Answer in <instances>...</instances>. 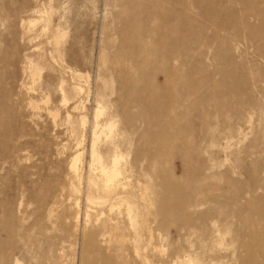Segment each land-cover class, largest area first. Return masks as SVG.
<instances>
[{"label": "rangeland", "instance_id": "rangeland-1", "mask_svg": "<svg viewBox=\"0 0 264 264\" xmlns=\"http://www.w3.org/2000/svg\"><path fill=\"white\" fill-rule=\"evenodd\" d=\"M174 7L187 21L154 45ZM166 66L175 101L190 95L155 165L124 101ZM196 166L209 186L183 205L195 216L160 218L181 205L159 182ZM263 215L264 0H0V264H264V238L237 233Z\"/></svg>", "mask_w": 264, "mask_h": 264}, {"label": "bare ground", "instance_id": "bare-ground-1", "mask_svg": "<svg viewBox=\"0 0 264 264\" xmlns=\"http://www.w3.org/2000/svg\"><path fill=\"white\" fill-rule=\"evenodd\" d=\"M175 8L176 7H174V10H175L174 14H172L170 16H167L166 14L161 13V14L157 15V18L153 19V16L151 14H146L147 18L153 19L154 22L157 24V27L155 26V28H153L152 32H151V36H152V40L154 42V45L166 44V43L171 44L172 41L174 40V39H172V37L174 35V29H175L174 22H176L177 20H180L182 23H185L187 21L186 15L184 13H181L180 11L176 10ZM161 25H163V28ZM144 35H145V33H144ZM147 45H148V47H146V51L144 53H142V55H144V56H147L149 53L147 48H150V47H149V44H147ZM155 48L156 47H154V49ZM165 53H166V55H165V61H166V59L170 58L171 56L177 57L178 49L175 52L173 50L172 51L168 50ZM182 54L186 55V52L182 51ZM176 72L177 71H176V68L174 66H172V67L166 66L165 78L163 79L161 87L158 89L154 88L152 86V84L150 82V78H146L147 80L143 81L139 77H136L135 79H133L131 81V84L129 86V92L134 93L135 91H137V93H139V97H133L129 101H127V100L124 101V104L126 107H128L130 105H134L135 107H137L141 110V113L139 115H137L135 119L136 120L141 119V120H143V122H145V125H146L145 130L146 131L143 134H144V137H146L147 141L149 143H151L153 146L151 148L152 151L149 152L150 153L149 156L151 158V161H153L155 163V165L159 164L158 160L160 158L162 159V157H165L174 151V144L178 140V135L175 131L176 130L175 125H176V120L179 118L177 116L176 111H175L176 105H177V103H180L183 106H187V102H185V101H187V98L190 95V89L182 90L181 95H183V97H180V98L176 99V101H175L171 85H172V81L174 83V79L178 75V74H176ZM165 133L166 134L169 133L170 136L168 137ZM173 133L175 134V136H173ZM163 134H165L166 137H164ZM185 140L189 141V140H191V138L185 137ZM194 151L197 152V147L194 149ZM190 154L192 155L193 152H191V151L185 152L183 154V159L184 160L188 159L190 157ZM95 157H97V156H95ZM100 158H99V160H100ZM177 158H179V157H177ZM114 161L116 162V160H114ZM115 162H113V163H115ZM187 164H189V163H187ZM110 166L112 167L111 164H110ZM201 166H196V167H192V168L190 167L191 171H190V169H188V168L185 169L183 167L184 170L181 171L180 176H177V177L173 174L174 171H172L173 175H168L165 178V180H161V182H159L158 189H162L163 192L169 193V195L177 196L179 198L177 204L181 205V207H179V208H169V207H167L168 202L165 203L164 204L165 209H163L162 211H158V213H157V215H160V218L165 219V220H171V219H178L181 216H188V217L195 216V212L185 214L183 211V205H186V204H189L190 206L196 205L195 195L197 194V192L201 188H203L204 186H209V183H207V181L205 180V176H207V175L205 173H203V167H201ZM118 170L120 171V169H118ZM102 172H103V170H102ZM109 172H111V171H109ZM116 172H118V171H116ZM108 174H107V177L109 175H111V174H109V175ZM120 174H122V173H120ZM187 174H189L191 177L190 183H191V186L193 187L192 191L188 190L184 185L180 184L181 183L180 180H182L181 178ZM159 176H160V174H159ZM218 179H220V178H218ZM108 180H110V179H108ZM122 183H123V181H122ZM114 186H115V184H114ZM111 190H112V188H111ZM215 198H217V197H215ZM202 204H203V202H202ZM248 206H250V205H248ZM248 206H247L248 214L255 213L254 212L255 210L251 211V208ZM238 210H240V208L239 209H233L232 212L224 211V212H218L217 214H218V217H227V216L231 215L233 218H238L239 212H240ZM209 215H211V213H207V214L204 213V214H201L200 217H208ZM263 217H264V215H263ZM249 220H251V218H248L247 220H241L244 224H249V226L247 228L246 227L245 228L240 227L237 229V233L239 234V237H243L244 235H247L251 238H254V237L257 238L260 236H261L260 238H264V227L260 228L259 225L250 224V223H248ZM263 221H264V219H263ZM260 241H262V240H260ZM262 243L264 244V239H263ZM243 246H244V244H242V242L239 243V248H241Z\"/></svg>", "mask_w": 264, "mask_h": 264}]
</instances>
